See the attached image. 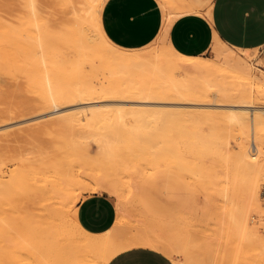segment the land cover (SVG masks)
<instances>
[{
  "label": "bare ground",
  "instance_id": "obj_1",
  "mask_svg": "<svg viewBox=\"0 0 264 264\" xmlns=\"http://www.w3.org/2000/svg\"><path fill=\"white\" fill-rule=\"evenodd\" d=\"M103 1L0 0V122L60 109L54 118L21 127L6 140L21 152L27 164L22 166L35 161L39 168L56 159L53 163L65 162L69 169L65 150L75 155L90 151L92 142L97 146L81 164L84 172L88 166L90 181H75L72 171L51 163L65 177L53 176L50 184L41 178L36 189L33 183L36 193L27 202L33 203L29 209L38 230L25 221L33 233L27 232L21 220L8 219L0 227L1 240L37 264H107L136 245L158 248L175 264L209 259L264 264L260 59L215 35L214 58L176 52L167 29L182 13L205 5L194 0H161L166 23L159 38L138 50L121 49L102 33ZM74 103L84 105L63 111ZM144 163L183 170L206 201L191 203L172 220L149 217L136 196ZM98 190L117 199L115 224L102 234L85 230L76 213L82 194ZM215 236L218 246L211 240ZM0 264H18V259L0 255Z\"/></svg>",
  "mask_w": 264,
  "mask_h": 264
},
{
  "label": "crops",
  "instance_id": "obj_2",
  "mask_svg": "<svg viewBox=\"0 0 264 264\" xmlns=\"http://www.w3.org/2000/svg\"><path fill=\"white\" fill-rule=\"evenodd\" d=\"M205 4L199 12H185L176 17L167 29V42L179 54L207 57L213 50L215 37L235 49L252 51L264 47V0H194ZM105 0L99 10V23L104 36L115 46L138 50L155 42L165 26L166 11L158 0ZM215 35V37H214ZM260 67L264 54L257 56ZM136 187L137 205L149 217L172 220L180 215L171 212L170 204L164 214L150 210ZM169 201H175L184 212L190 201L182 200L175 186H167ZM77 204L80 225L94 234L110 230L117 218V199L105 190L87 193ZM115 201H114V199ZM181 200V201H180ZM183 201V202H182ZM173 207V206H172ZM107 264H175L158 248L136 245L118 252Z\"/></svg>",
  "mask_w": 264,
  "mask_h": 264
},
{
  "label": "rangeland",
  "instance_id": "obj_3",
  "mask_svg": "<svg viewBox=\"0 0 264 264\" xmlns=\"http://www.w3.org/2000/svg\"><path fill=\"white\" fill-rule=\"evenodd\" d=\"M158 1L160 4L162 3L161 0H158ZM105 2H106V0H105ZM162 5H163V3H162ZM252 52L255 54L256 57L261 56L264 54V47L256 49L255 51H252ZM214 55H215V53L213 50L209 51L206 54V56L210 57V58H214L215 57ZM261 66H262V69L264 70V64ZM81 104L82 103H80V104L78 103V105H77V103H74V104L68 105L67 107H65L63 109V111H65V110L72 111L73 108L78 110V108L80 109V108H82V105H84V104H82V105ZM134 104H139V103H134ZM144 104L147 105V103H144ZM149 105H161V103L160 104L159 103H157V104L156 103H149ZM171 106H173V105H170L169 108H172ZM182 108L184 109V107H182ZM186 109H184V110H186ZM58 110H60V109H58ZM58 110L57 109L56 110L54 109L52 111L49 110L47 113H46V111H43L45 113H42V114H39L38 112L34 113V114L31 113L30 115L21 116L20 118H17V119H11V120H6V122L5 121L0 122V142L2 145L0 148V155H1L0 156V174H1V176H0V180H1L0 181V227L3 225L4 221H7L8 219H16L17 223H19L21 220V222L19 224H21V226L23 228L26 227L27 232L31 228L32 229L34 228L35 231L38 230L37 228H35L37 226V224H36L37 221L35 222L36 218H34V220L32 218L33 213H34L32 211L33 209L32 208L29 209V208L33 204V203H30L32 201V199H34L33 198L34 196H32V195H34V193H36L34 191V188L36 189L37 184H35V183L36 182L38 183V181L41 183L43 180V179L41 180V178H44V177H45L44 179L49 178L46 181L51 180V177H53V176L55 178L57 176L56 180L58 178L64 179L65 176L62 174H64L65 172L63 173L62 171H67V172H69V174H71L70 172L72 171L73 172L72 176H73V178H75V181L79 177L83 178L85 181H90L89 180L90 177H88L89 175L87 174L88 178L85 176V172L87 173V171H88V168H87L88 166L85 167V172H84V168L82 170L81 164H82V166L84 165V158H85V161L89 160V158L91 157V154H95V152L97 150V146L94 145L95 143H93V142L91 143L92 145L91 144L89 145L90 151H86V152L84 151L82 153L80 151V152H78L79 154L74 155L73 152H75V151L73 149L69 148V149L65 150V152L62 155H65V156L67 154L69 155V152H70V156H66L67 158L65 156H63L64 157L63 158L61 155V157L64 160L68 159L67 164H69V161H70L69 167H71V168H69V169H67L68 165H63L65 162L63 163L61 159H60V162H62V164L61 163L55 164L53 162H55L56 159L54 160L53 157H51L52 159L49 157L51 161L54 160L53 162H51L52 164H54V165H60L61 164V165H63L64 168H65V166H67V168H65L66 170H64V168L60 165L59 166V167H61L60 170H62V168H63V170L61 171L62 174H59L60 170L56 171V169H53L54 166H50L51 163L49 161L48 162L50 164L47 163L48 166L45 164L46 162L44 163L47 166L46 169H41V167L43 166L42 163H41L42 166L39 164L40 169L38 168V166L36 167V165H33V164H36L35 161H33V162L32 161H28V162L26 161L27 163H30V164H28L30 166H27V167L24 166L23 167L22 165H24L25 162H23L24 160L21 159V152L15 151L17 148H15V150H12L11 147H13V146L10 145L9 141H6L10 135L13 137L17 133L16 131L18 129L21 130L20 129L21 127H24L25 129H27L28 126H30L32 123H33V125H31V126L34 127L35 125H37V122L39 125V124H41V121L43 123V122H45L44 120L47 121L49 119L54 118L53 116H56ZM19 130H18V133H20ZM13 131H14V133H13ZM21 131H23V128ZM9 132L10 133L12 132V133L10 134ZM6 133H9V134L5 135ZM7 142L9 143V145ZM8 146H10V148ZM66 151H69V152L67 153ZM75 153H77V152H75ZM73 156H74V158L75 157L76 158L74 159ZM71 159H74L76 161L71 160ZM82 160H83V162H82ZM144 164L148 168L144 167L145 168L144 169L145 175L143 174L144 176L141 177V179H140L139 190H140L141 195L144 197L143 198L144 202L148 205L150 210L156 211L157 214H164V211L166 210L165 206L166 205L168 206L170 204L169 209L171 210V212H173V213L177 212L178 215L184 213V210L182 209V207L180 205L178 206V211H176L174 206L177 204V202L172 201V200L171 201L168 200V198H167L168 195H167V192L165 191V189L167 186H170V185L175 186L176 189H178V191L181 192L180 196L182 197V200H185V199H186V201L189 200L191 203H193L195 205H200L204 201H206V199H207L206 194L203 193V191L199 188L198 185L196 186L195 182H192L193 179L190 178L189 176H187V174H185V172L183 170L177 169L173 166L166 167V166H163L161 164H152L153 166L150 163L149 164L144 163ZM45 165L43 166L44 168H45ZM149 165H151V166H149ZM49 166H50V168H48ZM59 167H58V169H59ZM66 174H68V173H66ZM58 175H62V178L58 177ZM54 177H53V179H54ZM80 180L81 179H78L77 182H80ZM33 183L35 184V187H34ZM44 183H46V182H44ZM49 184H50V182H49ZM45 185L46 184H44L43 187H45ZM47 185H48V183H47ZM32 187H34V188H32ZM194 187H196V188H194ZM31 188L33 189L34 192L32 191ZM199 189L201 191H199ZM29 190L32 191V194H31V192L30 193L28 192ZM82 195L86 196L88 194L83 193ZM31 196H32V199H31ZM30 199H31V201H30ZM27 201H30V202H27ZM114 201H115V199H114ZM24 210L27 211L28 214L31 213V211H32V216H31V214L26 216V212ZM24 214H25V216H24ZM187 214H186V217L188 218L189 214L188 215ZM29 216L32 218L31 220H33L34 222L29 221L30 220L28 218ZM190 217L192 218V216H190ZM189 218L187 219V221L193 220V218L190 220H189ZM24 219H26V220H24ZM194 220L197 221L196 218ZM23 222H25V224L31 223V224H29V226L31 228L28 226H24ZM33 226H35V227H33ZM32 229L30 230L31 232H32ZM211 240L217 246L221 243V241L216 236L211 238ZM19 250L20 251H18V250L15 251L14 248L10 249L9 247H6L0 238V255H7L9 258L10 257H16L18 259V264H35L36 263L35 262L36 260L33 257H30V256L27 257V256H23V255L21 256L20 254H21L22 250L21 249H19ZM181 256H180V258L184 259L183 256H185V254L182 253ZM205 262L206 263H203V264H219V263H216L214 259H209ZM225 262L226 263H224V264H227V263L231 264L230 261H225ZM236 263L237 264H248L245 260L241 261V262L237 261ZM236 263H232V264H236ZM221 264H223V263H221ZM250 264H261V262H259L258 260H255V261H252V263H250Z\"/></svg>",
  "mask_w": 264,
  "mask_h": 264
}]
</instances>
